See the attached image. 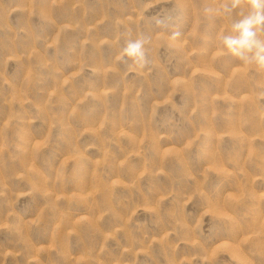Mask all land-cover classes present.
Segmentation results:
<instances>
[{
  "label": "rangeland",
  "instance_id": "374dc122",
  "mask_svg": "<svg viewBox=\"0 0 264 264\" xmlns=\"http://www.w3.org/2000/svg\"><path fill=\"white\" fill-rule=\"evenodd\" d=\"M215 6L0 0V264H264V74Z\"/></svg>",
  "mask_w": 264,
  "mask_h": 264
},
{
  "label": "clouds",
  "instance_id": "9594fccd",
  "mask_svg": "<svg viewBox=\"0 0 264 264\" xmlns=\"http://www.w3.org/2000/svg\"><path fill=\"white\" fill-rule=\"evenodd\" d=\"M215 3V7L203 9L205 16L233 17L230 27L217 33L218 55H230L242 66L264 74V0H215ZM149 42L150 38L143 34L125 39L115 60L144 69L148 64Z\"/></svg>",
  "mask_w": 264,
  "mask_h": 264
}]
</instances>
